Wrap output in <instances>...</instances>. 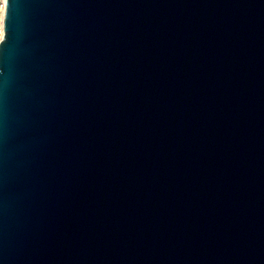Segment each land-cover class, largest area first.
I'll return each instance as SVG.
<instances>
[{
  "label": "water",
  "instance_id": "95a60500",
  "mask_svg": "<svg viewBox=\"0 0 264 264\" xmlns=\"http://www.w3.org/2000/svg\"><path fill=\"white\" fill-rule=\"evenodd\" d=\"M0 264H264V0H6Z\"/></svg>",
  "mask_w": 264,
  "mask_h": 264
},
{
  "label": "built area",
  "instance_id": "2783aa9c",
  "mask_svg": "<svg viewBox=\"0 0 264 264\" xmlns=\"http://www.w3.org/2000/svg\"><path fill=\"white\" fill-rule=\"evenodd\" d=\"M5 1L6 0H0V41L3 38V23H4V13H5Z\"/></svg>",
  "mask_w": 264,
  "mask_h": 264
}]
</instances>
